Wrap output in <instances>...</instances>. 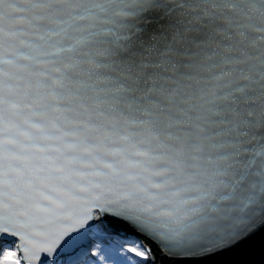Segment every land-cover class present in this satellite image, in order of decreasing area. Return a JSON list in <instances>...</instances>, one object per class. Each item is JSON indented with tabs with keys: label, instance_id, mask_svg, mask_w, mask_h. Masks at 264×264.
Wrapping results in <instances>:
<instances>
[{
	"label": "snow or ice",
	"instance_id": "snow-or-ice-1",
	"mask_svg": "<svg viewBox=\"0 0 264 264\" xmlns=\"http://www.w3.org/2000/svg\"><path fill=\"white\" fill-rule=\"evenodd\" d=\"M0 264H264V0H0Z\"/></svg>",
	"mask_w": 264,
	"mask_h": 264
}]
</instances>
